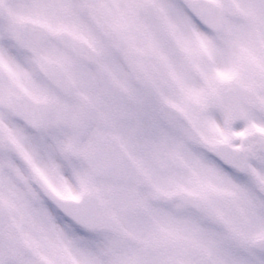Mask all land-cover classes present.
<instances>
[{"label": "snow or ice", "instance_id": "6c2138e0", "mask_svg": "<svg viewBox=\"0 0 264 264\" xmlns=\"http://www.w3.org/2000/svg\"><path fill=\"white\" fill-rule=\"evenodd\" d=\"M0 264H264V0H0Z\"/></svg>", "mask_w": 264, "mask_h": 264}]
</instances>
